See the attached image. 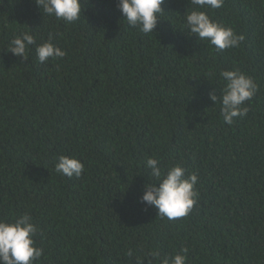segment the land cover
I'll use <instances>...</instances> for the list:
<instances>
[{"label":"trees","instance_id":"16d2710c","mask_svg":"<svg viewBox=\"0 0 264 264\" xmlns=\"http://www.w3.org/2000/svg\"><path fill=\"white\" fill-rule=\"evenodd\" d=\"M79 20L44 14L34 0L0 3V219L27 212L38 226L35 264H159L187 248L186 264H264V0L206 10L243 35L215 51L182 28L189 0H164L153 33L130 27L116 0H81ZM30 31L63 58L40 63L8 45ZM258 85L248 113L220 115L222 70ZM60 155L84 170H54ZM198 177L184 217L139 203L147 158Z\"/></svg>","mask_w":264,"mask_h":264},{"label":"clouds","instance_id":"9594fccd","mask_svg":"<svg viewBox=\"0 0 264 264\" xmlns=\"http://www.w3.org/2000/svg\"><path fill=\"white\" fill-rule=\"evenodd\" d=\"M164 0H116V7L123 20L132 28L143 34L153 33L156 28L161 5ZM3 3V0H0ZM44 14L54 16L57 20L72 23L82 15L81 0H34ZM190 10L184 12L181 26L189 36L205 41L219 52L236 48L244 40L243 35L224 24L213 20L208 11L223 7L224 0H189ZM36 45V37L30 31H22L14 36L8 45V51L23 60L31 46ZM35 52L40 63L49 59L63 58L66 53L49 40L36 45ZM223 88L219 97L216 90L208 93L213 104L219 103L220 115L227 125H232L236 118L243 119L248 113L246 101H250L257 91L258 85L253 78L236 70H222L219 73ZM143 167L149 170L151 183L144 185L139 196V203L154 208L161 218L169 220L186 216L195 203L198 177L195 173L187 174L180 164H172L166 169L160 166L157 158L149 157ZM54 170L62 176L79 178L84 170L83 163L75 158L60 155ZM39 231L33 218L27 212L13 219H0V264H35L43 255V249L35 246V237ZM187 248H182L172 257L161 256L158 250H149L159 264H186Z\"/></svg>","mask_w":264,"mask_h":264}]
</instances>
